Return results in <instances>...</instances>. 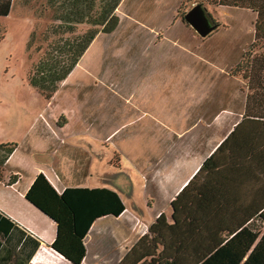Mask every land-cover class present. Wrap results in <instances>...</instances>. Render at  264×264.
<instances>
[{
    "label": "rangeland",
    "instance_id": "obj_1",
    "mask_svg": "<svg viewBox=\"0 0 264 264\" xmlns=\"http://www.w3.org/2000/svg\"><path fill=\"white\" fill-rule=\"evenodd\" d=\"M42 3L14 0L9 14L0 16L5 28L0 39L2 133L7 122L15 134L24 133L46 105L45 98L27 81L35 60L27 49L34 25L42 28L49 22L55 27L57 23L50 19L54 9ZM196 4L204 6L217 23L206 37L181 19ZM116 13L120 18L117 28L100 32L74 75L82 89L88 90L89 85L98 88L97 93L89 94L86 105L96 124L102 123L110 133L111 166L132 168L131 161L152 148L156 140L171 133L179 135L198 115L201 128L202 117L221 108L243 111L245 97L257 81L253 72L264 66V36L254 32V11L223 5L221 0H123ZM84 28L79 26L78 31ZM87 69L97 75L101 72L100 80L88 77ZM224 74L238 75L239 80L229 84ZM245 75H250L248 81L241 80ZM61 103L68 104L69 98L62 97ZM149 153H144L145 159ZM119 174L120 181L128 176ZM110 177L115 181L112 174ZM130 188L138 201V189L128 185ZM134 218L133 230L139 235L150 220Z\"/></svg>",
    "mask_w": 264,
    "mask_h": 264
},
{
    "label": "trees",
    "instance_id": "obj_2",
    "mask_svg": "<svg viewBox=\"0 0 264 264\" xmlns=\"http://www.w3.org/2000/svg\"><path fill=\"white\" fill-rule=\"evenodd\" d=\"M122 1L43 0L42 5L54 9L50 19L57 23L34 25L27 49L35 60L27 81L45 100L53 97L95 36L117 27L116 11ZM221 4L254 11V32L264 36V0H221ZM11 6L12 0H0V16L7 15ZM79 26L85 28L79 32ZM2 31L0 25V39ZM249 76L242 79L248 81ZM253 77L258 82L245 97L239 122L171 200L170 216L160 213L118 264H264L263 65ZM14 148L13 143L0 142V180ZM16 178L10 176L8 183ZM25 197L55 222L51 247L72 264H81L85 256V236L92 222L118 216L124 209L112 189L57 191L42 173Z\"/></svg>",
    "mask_w": 264,
    "mask_h": 264
},
{
    "label": "crops",
    "instance_id": "obj_3",
    "mask_svg": "<svg viewBox=\"0 0 264 264\" xmlns=\"http://www.w3.org/2000/svg\"><path fill=\"white\" fill-rule=\"evenodd\" d=\"M98 35L100 32L84 53L90 51ZM185 51L190 53L189 49ZM81 67L79 60L24 133L15 134L9 122L4 123L6 129L0 132V142L15 144L0 180V264H72L51 247L56 235L55 222L25 197L39 173L57 191L66 187H105L118 193L123 211L118 216L106 215L92 222L81 261V264H118L141 237L133 230L134 215L150 220L149 224L160 213L170 216L171 200L242 117V111L230 108H221V113L205 117L203 109L201 128L198 115L179 135L171 133L170 137L156 140L152 148L131 161L132 168L121 164L116 169L110 164L107 144L110 133L102 123L96 124L94 115L87 111L86 99L90 93H97L98 88L89 85L88 90L82 89L74 78ZM85 73L92 79L101 78V72L97 75L87 69ZM224 75L229 84L239 80L238 75ZM62 97L69 98V103L62 104ZM187 133L190 135L185 136ZM144 153H149L148 159ZM120 172L128 174L122 181L118 179ZM111 174L115 181L111 180ZM10 176L17 178L8 183ZM128 185L138 189L141 195L138 201L142 204L139 205Z\"/></svg>",
    "mask_w": 264,
    "mask_h": 264
},
{
    "label": "water",
    "instance_id": "obj_4",
    "mask_svg": "<svg viewBox=\"0 0 264 264\" xmlns=\"http://www.w3.org/2000/svg\"><path fill=\"white\" fill-rule=\"evenodd\" d=\"M181 19L183 22L190 25L201 37H206L216 27V25L208 22L207 17L204 15V11L199 4L187 11Z\"/></svg>",
    "mask_w": 264,
    "mask_h": 264
},
{
    "label": "flooded vegetation",
    "instance_id": "obj_5",
    "mask_svg": "<svg viewBox=\"0 0 264 264\" xmlns=\"http://www.w3.org/2000/svg\"><path fill=\"white\" fill-rule=\"evenodd\" d=\"M196 5H198V4H196ZM200 5V7L203 9V11H204V15L207 17V20H208V22L210 23V24H214V25H216V27H217V23L214 21V19H212V17L209 15V13L206 11V8L204 7V6H202L201 4H199ZM195 6V5H194ZM193 6V7H194ZM185 14V13H184ZM183 14V15H184ZM190 26V25H189ZM215 27V28H216ZM210 34V33H209ZM208 34V35H209ZM207 35V36H208Z\"/></svg>",
    "mask_w": 264,
    "mask_h": 264
},
{
    "label": "built area",
    "instance_id": "obj_6",
    "mask_svg": "<svg viewBox=\"0 0 264 264\" xmlns=\"http://www.w3.org/2000/svg\"><path fill=\"white\" fill-rule=\"evenodd\" d=\"M42 117V119H44L45 120V118L43 117V116H41ZM46 121V120H45ZM46 123H48L47 121H46ZM147 230H148V226L147 227H144L143 229H142V231H141V236L143 235V234H145L146 232H147Z\"/></svg>",
    "mask_w": 264,
    "mask_h": 264
}]
</instances>
